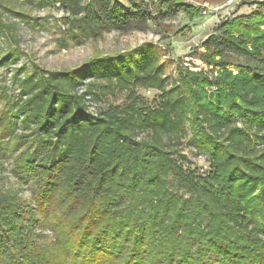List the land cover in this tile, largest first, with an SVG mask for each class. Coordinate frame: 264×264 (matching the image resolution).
Returning a JSON list of instances; mask_svg holds the SVG:
<instances>
[{
  "label": "trees",
  "instance_id": "trees-1",
  "mask_svg": "<svg viewBox=\"0 0 264 264\" xmlns=\"http://www.w3.org/2000/svg\"><path fill=\"white\" fill-rule=\"evenodd\" d=\"M131 1L66 0V30L94 39L204 14L185 0ZM11 27L0 12V30ZM134 51L73 68L33 62L23 75L31 130L16 136L11 115L5 130L34 143L13 172L36 186L31 202L0 186V264H264V0L217 22L189 52L210 68L181 64L168 88L153 52ZM90 74L162 91L154 105L135 96L92 111L88 96L113 87L85 83ZM186 120L206 173L184 167Z\"/></svg>",
  "mask_w": 264,
  "mask_h": 264
},
{
  "label": "rangeland",
  "instance_id": "rangeland-1",
  "mask_svg": "<svg viewBox=\"0 0 264 264\" xmlns=\"http://www.w3.org/2000/svg\"><path fill=\"white\" fill-rule=\"evenodd\" d=\"M131 5V0H119ZM203 7V16L190 18L181 11L163 15L159 24L146 22L142 28L109 30L97 38H71L67 32L69 13L66 0H0V12L4 22L11 23L12 34L0 30V186L17 191L28 202L36 186L35 177L18 179L14 175L19 152L34 146L32 140L14 139L8 128V116L16 136L26 135V126L20 102V82L23 75L38 63L47 69L73 68L88 59L135 50L141 60L145 50H151L156 63L161 64L165 79L163 89L173 83L176 67L188 66L192 70L208 69L200 59L189 54L190 50L212 33L214 25L225 18L248 13L261 0H185ZM144 54V53H143ZM234 68V66H231ZM110 83L112 89H102L100 96H88L92 111L108 104L127 102L139 96L146 104L157 103L162 88L141 85L122 86L116 78L90 74L85 83ZM98 91L97 88H95ZM20 106V107H19ZM185 134L181 140L185 168L197 173L209 170L207 155L196 145L193 129L184 122ZM14 134V135H15ZM141 135V133H140ZM170 184L171 181H169ZM45 241L51 239V231H44Z\"/></svg>",
  "mask_w": 264,
  "mask_h": 264
}]
</instances>
